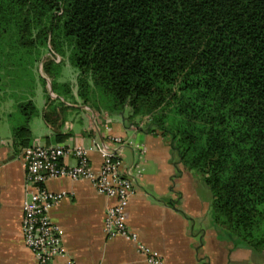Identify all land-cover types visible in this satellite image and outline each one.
I'll return each mask as SVG.
<instances>
[{"label":"trees","instance_id":"16d2710c","mask_svg":"<svg viewBox=\"0 0 264 264\" xmlns=\"http://www.w3.org/2000/svg\"><path fill=\"white\" fill-rule=\"evenodd\" d=\"M43 48L60 57L41 61L58 95L42 76L48 122L68 107L60 96L75 100L61 80L68 59L84 104L148 117L147 131L212 190L215 223L264 252V0H0V84L14 54L36 53L38 63ZM9 97L0 93V111ZM17 106L20 151L33 145L39 111L33 97Z\"/></svg>","mask_w":264,"mask_h":264},{"label":"crops","instance_id":"0c3cea01","mask_svg":"<svg viewBox=\"0 0 264 264\" xmlns=\"http://www.w3.org/2000/svg\"><path fill=\"white\" fill-rule=\"evenodd\" d=\"M51 90L48 83L47 93L53 97ZM73 90L74 104H66L63 113L58 107L60 114L51 122L43 116L51 103L44 86L38 96L35 94L39 113L30 122L33 144L89 148L104 142L118 149L124 166H134L135 193L127 207L128 225L144 243L159 251L164 264H257V255L264 261V252L240 244L215 223L212 190L198 172L184 167L170 141L147 131L148 117L131 119L128 112H98L78 98L77 87ZM57 133L68 137L58 141ZM115 136L125 142H114L111 138ZM135 142L145 145L146 150L139 152ZM22 152L14 148L11 120L1 117L0 264H36L22 231L27 194ZM89 156L92 167L99 170L101 153L93 149ZM66 162L75 161L70 156ZM46 185L53 191L70 192L49 210L51 219L63 230L65 247V254L55 258L53 264H64L69 257L77 264H149L136 243L121 236L107 237L105 214L115 200L91 181L51 178Z\"/></svg>","mask_w":264,"mask_h":264},{"label":"built area","instance_id":"2783aa9c","mask_svg":"<svg viewBox=\"0 0 264 264\" xmlns=\"http://www.w3.org/2000/svg\"><path fill=\"white\" fill-rule=\"evenodd\" d=\"M60 57L58 56V60ZM117 143H124L121 137H112ZM134 148L139 152L146 150L145 145L135 142ZM101 153L102 162L99 170L92 167L90 150ZM26 166L27 194L24 200L22 231L26 245L33 252L36 264H53V260L65 254L63 230L55 223L49 210L56 203L66 198L67 190L53 191L46 185L51 178H70L72 180H89L102 193L113 198L114 203L108 208L104 219V232L107 237L121 236L136 243L137 250L146 256L149 264H164V258L148 244L139 234L132 230L127 222V207L135 193L134 166H124L119 150L102 142L93 147L64 144L43 145L34 143L22 152ZM72 156L73 164L66 162ZM142 169L138 168V174ZM64 264H77L72 257Z\"/></svg>","mask_w":264,"mask_h":264},{"label":"rangeland","instance_id":"374dc122","mask_svg":"<svg viewBox=\"0 0 264 264\" xmlns=\"http://www.w3.org/2000/svg\"><path fill=\"white\" fill-rule=\"evenodd\" d=\"M41 51H42L41 52L42 55L40 57V62L38 61V63L37 62L35 63V60L37 58L36 53L19 51L18 53L14 54L15 55L14 61H16V63H15V68L11 72L9 78V83H8L9 85H7L6 83L0 84V93H6L10 95V97L7 98L8 100L5 101L7 107L5 108L3 107V109L0 111V116L6 119L7 121L8 119L12 121H16L20 118L23 119V115L20 109L18 108L17 104L22 100H27L32 97L34 98L35 94L37 95L38 93L41 92V90H43V83L41 80L42 76H44L47 79L50 87H52L50 77L41 67V61L44 60L45 58H51L54 56L56 57V60H58V56L55 55L53 51L47 52L46 48H43ZM63 62H64V69H63V77L61 80L70 81L71 83H73V87H76L75 81L77 74L73 66L71 65L68 59H64ZM51 92L54 93L52 90ZM53 95L54 96L52 97L51 95V97L52 99H55L56 98L55 93ZM60 99L64 104H68L69 102L72 103L70 99H65L62 96H60ZM39 102L41 101L39 100ZM256 261L257 264H264V261L262 262L259 259L258 255L256 256Z\"/></svg>","mask_w":264,"mask_h":264}]
</instances>
